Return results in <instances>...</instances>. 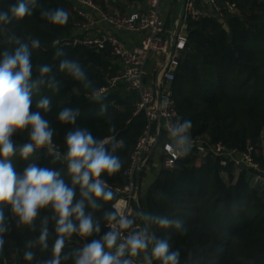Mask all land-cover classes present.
I'll return each mask as SVG.
<instances>
[{
	"label": "trees",
	"instance_id": "1",
	"mask_svg": "<svg viewBox=\"0 0 264 264\" xmlns=\"http://www.w3.org/2000/svg\"><path fill=\"white\" fill-rule=\"evenodd\" d=\"M95 1L107 11L124 12L122 2L133 0ZM217 2L220 11L212 10L211 15L199 19L189 16L184 21L188 40L179 53L171 82L179 121H191V137L222 142L240 150L252 142L258 148L264 131V0ZM15 3L17 0H0V10ZM196 4L202 7L200 0ZM29 7L32 15L0 24V60L4 52L14 53L20 44H27L33 64L31 79L44 81L33 90L30 111H39L49 121L57 152L61 157L66 154L65 137L78 127L88 129L96 139L114 137L119 146L113 154L120 158L122 167L111 176L102 174L101 179L125 185L131 154L147 124L145 112H135L139 92L127 82L110 85L108 79L119 69L110 50L64 41L72 34L76 18L71 0H36V6ZM57 8L69 13L64 25H54L43 15ZM173 15L174 12L167 18V28ZM33 40H39V47H32ZM65 60L79 64L89 82L87 88L84 82L60 70L59 65ZM43 65H49L51 71L41 76L39 68ZM103 86L108 88L101 99L93 100V92ZM45 97L50 100L49 111L36 107ZM65 108L78 113L74 124L59 121L58 115ZM29 132L30 128L17 131L12 137L17 152L10 161L15 170L21 173L29 163H36L60 172L61 178L72 186L66 161L56 160L47 148L36 149L27 160L21 158L19 147L30 142ZM168 140L162 130L159 143ZM106 147L111 151V144ZM257 158L264 166L262 156L257 154ZM221 160L216 155L201 158L191 148L174 167H162L147 193L139 195L135 219L143 223L148 235L167 240L170 251L179 250V264H264V182H256L250 169ZM142 176L143 171L140 180ZM80 199L77 185L73 204ZM114 199L115 195L109 202L97 201V209L85 201V213L99 223L100 231L88 237L76 233L66 237L60 264H75L78 249L102 239L109 231L105 213L116 211ZM0 208L6 227L0 234V264H47L53 258L58 235L51 207L41 209L31 226L19 224L9 205ZM140 212L173 223L160 227L158 222L144 220L138 215ZM44 226L48 229L47 248L38 242ZM26 252L33 253L31 260L24 258ZM152 264L162 262L152 259Z\"/></svg>",
	"mask_w": 264,
	"mask_h": 264
},
{
	"label": "clouds",
	"instance_id": "2",
	"mask_svg": "<svg viewBox=\"0 0 264 264\" xmlns=\"http://www.w3.org/2000/svg\"><path fill=\"white\" fill-rule=\"evenodd\" d=\"M30 4L35 7L36 0H17V3L10 5L7 10H0V24H10L13 19L18 21L32 15ZM43 15L54 25H64L69 18V13L62 8L46 11ZM32 47H39V40H33ZM30 57L28 45L20 44L14 53L4 52L3 59L0 60V205H9L11 212L18 218V223L28 226L33 224L41 209L50 206L55 214V231L58 235L52 249L53 258L47 261V264H60L66 237H71L74 233L88 237L93 232L100 231L99 223L93 220L90 213H85V201L91 208L97 209L100 207L97 201L109 202L113 199L114 192L101 177L105 173L109 176L118 173L122 162L113 154L119 146L114 137L96 139L86 128L78 127L67 133L65 137L67 151L63 157L55 151L53 130L49 126V121L42 117L39 111H30L33 90L44 82L42 79L36 81L31 79L33 64ZM59 68L84 82L86 88L89 86L87 77L78 63L65 60L60 63ZM50 71L49 65L39 68L41 76ZM50 86L55 87L54 84ZM104 91L101 88L93 92L92 99H101ZM36 107L49 111L50 100L47 97L42 98ZM101 111H104L103 107ZM77 114L76 111L65 108L60 111L58 119L62 123L74 124ZM29 128L30 142L19 147L21 158L27 160L36 149L47 148L50 153L55 154L56 160L62 158L66 161L72 186L61 178L60 172L38 166L36 163H29L21 173L15 170L10 161V157L17 152L12 137L17 131ZM191 128L190 120L183 123L177 121L175 125L169 123L167 130L171 143L166 144V150L178 157L187 155L192 148ZM108 144H111V151L106 147ZM77 185L81 199L73 204ZM138 215L146 221L158 222L160 227H168L173 223L167 218L148 216L143 212ZM105 218L110 230L102 239H94L82 249H78L75 264H133L131 259H122L125 252L127 251L131 257H136L150 244L153 245L152 259L159 260L162 264H179V250L170 251L167 240L148 235L146 227L123 236L122 230L131 228L134 223L126 211L107 212ZM46 223L47 221L45 225ZM176 226L179 227L178 222ZM5 231V216L3 209L0 208V234ZM47 237L48 229L44 226L38 241L43 248H47ZM118 239H122L123 242L117 244ZM2 245L3 239L0 236V247ZM106 248L109 250L115 248V254L106 251ZM24 258L31 260L33 253L26 252Z\"/></svg>",
	"mask_w": 264,
	"mask_h": 264
},
{
	"label": "built area",
	"instance_id": "3",
	"mask_svg": "<svg viewBox=\"0 0 264 264\" xmlns=\"http://www.w3.org/2000/svg\"><path fill=\"white\" fill-rule=\"evenodd\" d=\"M71 1L76 18L72 34L64 38V41L74 45L85 44L99 50H110L113 58L119 63L118 71L110 77V85L115 86L120 82L129 83L131 88L140 94L135 112L144 111L147 116V124L137 140L131 154L130 166L126 171L129 176L128 182L122 186L104 180L115 194L113 208L116 211H126L129 219L134 221L131 228L122 230V235L127 236L144 229L143 223L135 219L136 200L138 201L140 195L137 175L139 172L140 175L142 171L144 172L152 152L160 148L163 165L168 168L174 167L177 160L182 157L166 150L165 146L171 143V140L162 143H159V140L162 130L169 136L167 130L169 123L175 125L179 121L177 101L172 93L171 82L175 78L174 69L179 62V53L185 48L188 40L184 21L189 16L194 19L209 16L212 10L220 11V6L217 0H208L212 9H203L196 4V0H186L182 14L179 13V18L175 21L176 29L174 25L169 35L162 10L164 0H146L143 9L124 12L119 9L107 11L95 0ZM110 27L116 30L140 32L143 37L140 42L129 44ZM172 43H174L173 51H171ZM157 87L161 91L160 99ZM101 88L106 91L108 87ZM191 139L192 148L199 157L220 156L222 163L233 162L250 169L254 173L256 182H264V166L257 158L258 151L252 142H248L246 149L240 150L229 148L222 142L212 143L197 137ZM53 146L57 151V147ZM122 242V239H118L117 244ZM105 250L115 254V248ZM146 256L143 258L130 256V259L133 264H149V260L152 264L151 256Z\"/></svg>",
	"mask_w": 264,
	"mask_h": 264
},
{
	"label": "crops",
	"instance_id": "4",
	"mask_svg": "<svg viewBox=\"0 0 264 264\" xmlns=\"http://www.w3.org/2000/svg\"><path fill=\"white\" fill-rule=\"evenodd\" d=\"M178 2L179 3L176 6L177 8L173 9V7L176 5V0H164L163 1L162 10H163V15L166 21L170 14L175 12V10H178L179 5L181 7L182 0H178ZM122 4L125 5L126 11L141 10L145 7L146 0H133L131 2L124 1L122 2ZM200 5L202 6L201 8L203 9H209V10L212 9V6L210 5L208 0H200ZM231 9H233V7H231ZM110 28L114 32H117V34H119L122 38H124L126 42L129 44L138 43L143 37V34L140 32H128L124 30L112 29V27ZM114 61L118 63L117 60L114 59ZM108 81H110V78L108 79ZM257 151H258V154H260V156H262V158L264 159V131L261 135V143H260V146L257 148ZM162 158H163L162 151L160 150V148H157L154 152H152L150 156V161L143 172L142 180H140V195H144L147 193L149 186L156 180L162 167H164ZM151 248L152 246L149 245V247L144 252H141L139 255H141L142 258L145 257L146 255H150L151 253L149 252L151 251ZM123 259H130V256L128 255V253H125Z\"/></svg>",
	"mask_w": 264,
	"mask_h": 264
},
{
	"label": "water",
	"instance_id": "5",
	"mask_svg": "<svg viewBox=\"0 0 264 264\" xmlns=\"http://www.w3.org/2000/svg\"><path fill=\"white\" fill-rule=\"evenodd\" d=\"M185 1L186 0H182V5H181V8H180V13L182 14V11H183V8H184V3H185ZM176 24H177V22H176ZM176 26L177 25H175V29H176ZM172 38H173V36H172ZM173 49H174V43H172L171 44V51H173ZM157 92H158V97H159V99L161 98V91H160V88L159 87H157ZM154 150V149H153ZM137 182H138V185H140V172L138 173V175H137ZM136 205L139 207V202L136 200ZM152 249V248H151ZM147 252H149V251H147ZM149 253H151V251L149 252ZM139 257L140 258H142V256L141 255H139Z\"/></svg>",
	"mask_w": 264,
	"mask_h": 264
},
{
	"label": "rangeland",
	"instance_id": "6",
	"mask_svg": "<svg viewBox=\"0 0 264 264\" xmlns=\"http://www.w3.org/2000/svg\"><path fill=\"white\" fill-rule=\"evenodd\" d=\"M176 6H177V5H175V6L173 7V9L177 8ZM179 11H180V5H179V7H178V10H175L174 15H173V17H172V20H171L170 23H169L168 29H169V33H170V34H171L172 31H173V28H174V25H175V21L179 18ZM170 16H172V14H170L169 17H170ZM167 22H168V21H167Z\"/></svg>",
	"mask_w": 264,
	"mask_h": 264
}]
</instances>
